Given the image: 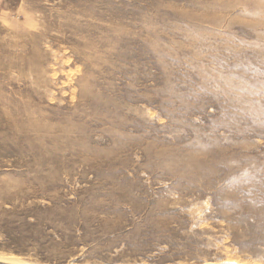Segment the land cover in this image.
Returning <instances> with one entry per match:
<instances>
[{"label": "rangeland", "instance_id": "rangeland-1", "mask_svg": "<svg viewBox=\"0 0 264 264\" xmlns=\"http://www.w3.org/2000/svg\"><path fill=\"white\" fill-rule=\"evenodd\" d=\"M0 257L264 264V0H0Z\"/></svg>", "mask_w": 264, "mask_h": 264}, {"label": "water", "instance_id": "water-1", "mask_svg": "<svg viewBox=\"0 0 264 264\" xmlns=\"http://www.w3.org/2000/svg\"><path fill=\"white\" fill-rule=\"evenodd\" d=\"M4 260H8L10 263H13V264H32L25 260H19V259H14V258L7 259V258L0 257V261H4Z\"/></svg>", "mask_w": 264, "mask_h": 264}, {"label": "bare ground", "instance_id": "bare-ground-1", "mask_svg": "<svg viewBox=\"0 0 264 264\" xmlns=\"http://www.w3.org/2000/svg\"><path fill=\"white\" fill-rule=\"evenodd\" d=\"M32 264H34V263H32ZM229 264V263H228ZM232 264H238V263H232Z\"/></svg>", "mask_w": 264, "mask_h": 264}]
</instances>
